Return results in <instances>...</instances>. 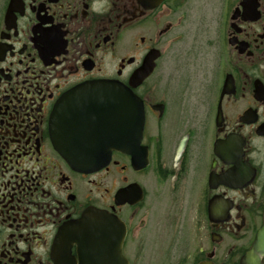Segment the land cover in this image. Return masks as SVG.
<instances>
[{"label":"flooded vegetation","instance_id":"af4514ba","mask_svg":"<svg viewBox=\"0 0 264 264\" xmlns=\"http://www.w3.org/2000/svg\"><path fill=\"white\" fill-rule=\"evenodd\" d=\"M97 80L145 123L87 172L52 114ZM263 227L264 0L0 1V264H264Z\"/></svg>","mask_w":264,"mask_h":264},{"label":"water","instance_id":"95a60500","mask_svg":"<svg viewBox=\"0 0 264 264\" xmlns=\"http://www.w3.org/2000/svg\"><path fill=\"white\" fill-rule=\"evenodd\" d=\"M144 123V108L138 97L122 84L107 80L87 82L72 90L52 114L57 150L75 168L87 172L110 162L121 137L141 141ZM101 218L100 210L87 211V233H100ZM83 229V225L78 228L79 232ZM75 242L79 244L80 240ZM92 248L99 247L94 244ZM258 255H264V227L249 257Z\"/></svg>","mask_w":264,"mask_h":264},{"label":"rangeland","instance_id":"374dc122","mask_svg":"<svg viewBox=\"0 0 264 264\" xmlns=\"http://www.w3.org/2000/svg\"><path fill=\"white\" fill-rule=\"evenodd\" d=\"M0 1H1V0H0ZM177 223H179V222H177ZM173 228H174V223H173V225H172V229H173ZM177 234H178V232H177ZM178 238H179V234H178ZM178 238H177L175 235L172 236V240H173V241H176V239H178ZM178 251L181 252V251H183V250H182V249H179ZM181 256H183V254H181ZM182 258H183V257H182Z\"/></svg>","mask_w":264,"mask_h":264}]
</instances>
